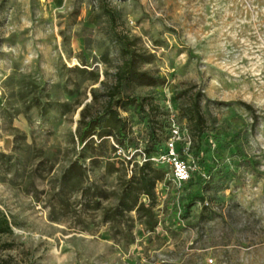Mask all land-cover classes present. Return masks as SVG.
Returning <instances> with one entry per match:
<instances>
[{
  "label": "rangeland",
  "instance_id": "374dc122",
  "mask_svg": "<svg viewBox=\"0 0 264 264\" xmlns=\"http://www.w3.org/2000/svg\"><path fill=\"white\" fill-rule=\"evenodd\" d=\"M126 50L163 83L117 87ZM113 95L133 99L114 104L131 139L118 153L99 136L117 133ZM153 127V157L173 137L212 169L206 204L179 201L172 167L152 160L154 232L120 209L123 161L141 160ZM3 214L0 264H264V0H0Z\"/></svg>",
  "mask_w": 264,
  "mask_h": 264
},
{
  "label": "trees",
  "instance_id": "16d2710c",
  "mask_svg": "<svg viewBox=\"0 0 264 264\" xmlns=\"http://www.w3.org/2000/svg\"><path fill=\"white\" fill-rule=\"evenodd\" d=\"M127 51V57L117 71V87H123L126 83L136 82L138 84H147L152 86H158L163 83V79L157 75H153L148 71L141 70L137 66V58L135 56V51ZM113 91L112 94H114ZM115 102V103H114ZM130 102H133V99L127 98L120 99V101L114 100V95L111 97L108 105L105 109V113L108 114V120L115 125L117 133H113V130L103 129L99 132V136H109L115 135L117 140L115 152L118 153V149H128L131 139L127 131V123L123 117L120 116V112L117 108H114V104L128 105ZM250 107V105H247ZM136 108L143 110L144 104L137 103ZM251 108V107H250ZM98 124H93L91 121H88L82 128L80 133V142H86L87 138L91 134V130L95 129ZM157 129L153 127L150 131V140H148V146L141 149L145 154L148 160L143 161L142 163L139 160H127L123 161L126 165L130 166L133 163V168H130L132 173L131 179L128 180L127 188L124 189L123 194L121 195L120 209L124 215L126 212L136 210L140 217L143 218V222L147 229L150 231H155L158 226V217L156 214L155 206L157 205V192L156 187L158 182L164 180V174L159 167L153 165V161L150 159L154 156V142L158 139ZM159 140V139H158ZM200 143H198V146ZM197 148V147H196ZM161 150V149H160ZM159 154H161V151ZM157 152V151H156ZM195 161L197 169L192 173L191 177L186 180L180 187L177 188V193H174V199L178 198L177 194L181 192L184 195L179 197V201L183 199H188L190 202H193L197 196H200L204 204L207 202V198L203 194L205 189H208L210 185V180L207 178L212 175L211 165L206 162L204 157L200 155V146L198 151L195 152ZM140 157V153H139ZM128 169V168H127ZM144 197V200L141 197ZM148 200V201H146ZM178 201V202H179ZM206 206V205H205ZM163 209L166 213L170 211V206L168 202L164 205ZM186 214H184L185 216ZM170 225L172 228L175 226L174 219H170ZM172 223V224H171ZM12 227L7 217L3 214L0 217V232H11Z\"/></svg>",
  "mask_w": 264,
  "mask_h": 264
},
{
  "label": "built area",
  "instance_id": "2783aa9c",
  "mask_svg": "<svg viewBox=\"0 0 264 264\" xmlns=\"http://www.w3.org/2000/svg\"><path fill=\"white\" fill-rule=\"evenodd\" d=\"M178 131H176L177 133ZM175 142L173 141V137L169 139V142L167 143L166 150L161 153L157 157H151V160H156L159 163L162 164H168L172 167V176L175 184L177 187H180L182 183H184L186 180H188L192 173L197 169V166L194 162L192 165L190 162L184 160L181 158L177 151L175 150ZM122 149H118V152H120ZM140 163L143 161L148 160L146 157V154L140 150ZM128 159H132L131 156L128 157ZM133 163L130 164V168H133ZM212 262V259H210Z\"/></svg>",
  "mask_w": 264,
  "mask_h": 264
}]
</instances>
